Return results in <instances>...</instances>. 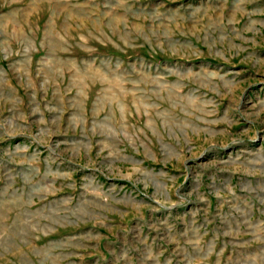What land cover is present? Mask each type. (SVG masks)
<instances>
[{"label": "rangeland", "instance_id": "1", "mask_svg": "<svg viewBox=\"0 0 264 264\" xmlns=\"http://www.w3.org/2000/svg\"><path fill=\"white\" fill-rule=\"evenodd\" d=\"M0 264H264V0H0Z\"/></svg>", "mask_w": 264, "mask_h": 264}]
</instances>
